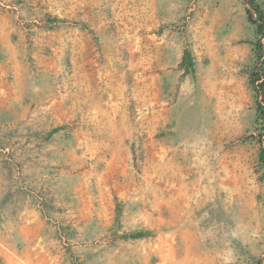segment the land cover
I'll list each match as a JSON object with an SVG mask.
<instances>
[{
	"label": "rangeland",
	"instance_id": "1",
	"mask_svg": "<svg viewBox=\"0 0 264 264\" xmlns=\"http://www.w3.org/2000/svg\"><path fill=\"white\" fill-rule=\"evenodd\" d=\"M246 9L0 0V264H264Z\"/></svg>",
	"mask_w": 264,
	"mask_h": 264
},
{
	"label": "trees",
	"instance_id": "2",
	"mask_svg": "<svg viewBox=\"0 0 264 264\" xmlns=\"http://www.w3.org/2000/svg\"><path fill=\"white\" fill-rule=\"evenodd\" d=\"M249 3L252 5V9L256 13V18H253L252 13L249 9H246L247 19L253 25H255L256 34L259 36V38H257L252 45L256 61L257 63L259 62V65L249 74L250 84L256 94L255 97H257L258 94L263 95L264 91V68L262 67V65H264V46L260 41V37H264V12L258 5L255 4V0H249ZM181 65L184 66L185 70H188L193 66L190 53L187 50L183 52ZM256 115L258 116V118L264 120V103H262L261 101H257L256 103ZM56 130L57 129H53L52 131H50L49 135ZM262 132L263 133H260V136H263L264 143V129ZM258 159L262 164H264V149L259 152ZM128 236L130 238H142L145 237L146 234L143 231H136Z\"/></svg>",
	"mask_w": 264,
	"mask_h": 264
}]
</instances>
